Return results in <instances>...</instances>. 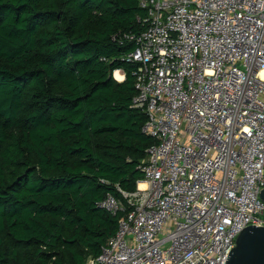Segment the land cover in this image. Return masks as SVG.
Wrapping results in <instances>:
<instances>
[{"label":"trees","instance_id":"obj_1","mask_svg":"<svg viewBox=\"0 0 264 264\" xmlns=\"http://www.w3.org/2000/svg\"><path fill=\"white\" fill-rule=\"evenodd\" d=\"M139 2L0 0V264H85L115 235L97 204L135 191L155 143L125 61Z\"/></svg>","mask_w":264,"mask_h":264},{"label":"built area","instance_id":"obj_2","mask_svg":"<svg viewBox=\"0 0 264 264\" xmlns=\"http://www.w3.org/2000/svg\"><path fill=\"white\" fill-rule=\"evenodd\" d=\"M139 6L125 61L155 143L135 191L97 204L117 231L85 264H226L239 233L264 226V0Z\"/></svg>","mask_w":264,"mask_h":264},{"label":"water","instance_id":"obj_3","mask_svg":"<svg viewBox=\"0 0 264 264\" xmlns=\"http://www.w3.org/2000/svg\"><path fill=\"white\" fill-rule=\"evenodd\" d=\"M259 198L264 202V189ZM226 264H264V226H248L235 240Z\"/></svg>","mask_w":264,"mask_h":264},{"label":"bare ground","instance_id":"obj_4","mask_svg":"<svg viewBox=\"0 0 264 264\" xmlns=\"http://www.w3.org/2000/svg\"><path fill=\"white\" fill-rule=\"evenodd\" d=\"M114 76H115V79L118 81V82H121V81H123V76L121 75V74H119L118 72H116L115 74H114ZM144 186H140V188H143Z\"/></svg>","mask_w":264,"mask_h":264}]
</instances>
